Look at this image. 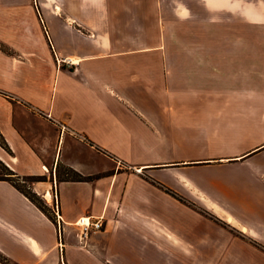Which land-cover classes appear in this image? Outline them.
I'll return each instance as SVG.
<instances>
[{"label": "crops", "instance_id": "1", "mask_svg": "<svg viewBox=\"0 0 264 264\" xmlns=\"http://www.w3.org/2000/svg\"><path fill=\"white\" fill-rule=\"evenodd\" d=\"M41 2L38 18L0 0V165L53 176L56 211L53 182H33L58 219L0 178V264H262L264 37L166 52L159 22L146 41L142 22L113 17L127 6ZM85 216L103 218L86 238Z\"/></svg>", "mask_w": 264, "mask_h": 264}, {"label": "rangeland", "instance_id": "2", "mask_svg": "<svg viewBox=\"0 0 264 264\" xmlns=\"http://www.w3.org/2000/svg\"><path fill=\"white\" fill-rule=\"evenodd\" d=\"M18 6L29 5L32 6L33 12L36 16H39L41 0H16ZM50 1V0H49ZM109 6L112 10L120 8L122 5L127 6V12H114L113 17L116 15L117 21L134 20L142 22L144 28L140 29L147 41L149 37H156L158 35V28L156 25L160 23V36L163 39L162 47L167 52L169 47L173 49H183L185 47H191L182 45L180 42L184 39L200 38V37H232V36H251L257 38L264 37V0H208L209 9H204V4L200 0H108ZM178 2V4H177ZM186 5L191 8V15L188 16L187 11L183 10L180 6ZM177 5L178 12L174 10ZM216 8H221L216 9ZM17 18V33L19 34L22 28L27 27L29 24V18L27 12H18ZM128 17V18H127ZM39 18V17H38ZM37 18V19H38ZM115 19V18H114ZM186 20L187 22L179 23L178 20ZM28 21V22H27ZM243 21H250L254 23L253 26H248ZM236 22L238 24H233ZM152 26H155L152 29ZM119 28L120 25L118 24ZM232 48V45L226 46ZM260 47H264L259 46ZM0 48L10 51L8 46L0 43ZM182 51V50H181ZM191 51V50H190ZM228 51V50H226ZM102 162L96 163L95 169H99ZM0 178H7L13 181L18 188L27 196L33 198L38 204L46 205L50 216L54 217L55 221L58 216H55V212L49 207L47 201L42 197V191L34 189V182L31 179L25 177H12L5 173L3 166H0ZM67 170L65 167L60 166L59 176L67 177ZM9 177V178H8ZM38 180L52 181V200H55L56 183L48 175L36 177ZM54 196V197H53ZM224 228L235 234L236 238L238 234L227 224H223ZM249 245V244H248ZM251 246V245H250ZM257 247V246H256ZM251 248L256 249L251 246ZM264 252V249L257 247ZM256 249V251L259 252ZM257 254H260L258 253ZM261 253L260 258H264V253ZM259 258V259H260ZM253 259V257L251 258ZM257 258V260H259ZM264 264V262H261Z\"/></svg>", "mask_w": 264, "mask_h": 264}, {"label": "trees", "instance_id": "3", "mask_svg": "<svg viewBox=\"0 0 264 264\" xmlns=\"http://www.w3.org/2000/svg\"><path fill=\"white\" fill-rule=\"evenodd\" d=\"M0 146L1 147H3L4 149H7V145H6V143L4 142V140H3V138H2V136L0 135ZM1 164V163H0ZM0 166H2V165H0ZM3 168L5 169V171L7 172V173H5L6 175H8V176H12V177H14V173L11 171V170H9L7 167H4L3 166ZM0 170H1V168H0ZM67 170V177H64V179H66V180H71V181H87V180H89V179H91V177H84V176H82L81 174H79V173H77V172H75V171H73V170H71V169H66ZM9 178V177H8ZM17 178V177H16ZM19 178V177H18ZM25 178H28V179H31V180H33V181H36V180H38L35 176H29V177H25ZM2 179H4V180H8V181H10L19 191H21L19 188H18V186L15 184V183H13V181H11L10 179H7V178H2ZM22 192V191H21ZM23 193V192H22ZM25 194V193H24ZM26 195V194H25ZM27 196V195H26ZM44 214H46L50 219H51V216L49 215V213H48V209L46 208V205H42V204H38L35 200H33V198H31V197H29V196H27ZM256 245V244H255ZM0 261H2V262H4V261H6L5 260V258L3 257V256H1L0 255Z\"/></svg>", "mask_w": 264, "mask_h": 264}, {"label": "built area", "instance_id": "4", "mask_svg": "<svg viewBox=\"0 0 264 264\" xmlns=\"http://www.w3.org/2000/svg\"><path fill=\"white\" fill-rule=\"evenodd\" d=\"M57 201L55 200V211L57 207ZM87 222L83 223L84 217L79 218L76 221V225L80 228L81 237H87L91 232H98L103 227V218L100 217H92L86 216Z\"/></svg>", "mask_w": 264, "mask_h": 264}, {"label": "bare ground", "instance_id": "5", "mask_svg": "<svg viewBox=\"0 0 264 264\" xmlns=\"http://www.w3.org/2000/svg\"><path fill=\"white\" fill-rule=\"evenodd\" d=\"M50 196H51L50 192L45 191V193H44V197L46 198V200L49 201ZM85 217H86V216H85ZM85 217H84V219H83V223L87 222V219H86Z\"/></svg>", "mask_w": 264, "mask_h": 264}]
</instances>
